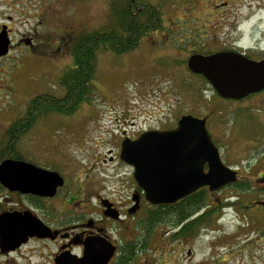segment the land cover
<instances>
[{"label":"flooded vegetation","instance_id":"af4514ba","mask_svg":"<svg viewBox=\"0 0 264 264\" xmlns=\"http://www.w3.org/2000/svg\"><path fill=\"white\" fill-rule=\"evenodd\" d=\"M49 1L0 0V4L8 10L5 14L0 13V32L5 30L10 42L6 55L0 57V164L11 159L56 172L57 170L41 167L21 157H11L9 153V141L13 138L10 136V126L15 122L16 114L21 108L27 114L28 103L35 97L56 98L57 87L62 92L61 97L64 96L66 90L62 79L73 69L66 62L61 63L62 67H57V59L71 58L72 31L70 27L61 26L57 29L55 11L50 6L45 7ZM60 1L68 4L86 0ZM201 1L203 0H102V23L97 32L105 34L118 30L119 16L126 11L133 26L129 33L131 38L136 33L134 24L137 19L162 21L164 10L161 11L156 5L173 2L179 5L185 16L179 20L180 27L182 25L183 32L189 30L191 34L194 27H190L189 23L193 26L196 24V16L192 12L195 10L194 4ZM203 2L213 5L212 14L226 16L222 9L231 5L234 0ZM149 32L151 30L144 35ZM183 32L180 34L182 37L192 40L188 48L184 46L190 53L189 56L204 47L203 44L198 45L199 41L194 35L188 36ZM58 33L65 35L60 37L59 42L56 40ZM181 43L186 42L182 40ZM100 48L108 50L109 45L104 43ZM224 53L260 61L264 58V32H251L245 36L241 34L222 43L215 41L209 55ZM45 56L47 60H42ZM28 60L41 61L38 69L30 76L35 88L18 98L20 93L17 74L21 62ZM210 87L213 90V106L206 119V127L218 149L223 166L235 172L236 181L219 191L202 190L206 196L203 204L189 207V216L181 217L179 222L165 223L170 228L165 234L171 233L168 243L186 246L198 238L197 233L202 230V226H197L199 220L210 215L218 223L222 212L230 210L241 215V227H248L249 224L253 227L257 222L260 224L261 228L254 237L256 242L252 244L257 246L264 237V145L248 149L245 132L248 128L264 130V89L234 100L220 97ZM25 102L27 104L23 105ZM175 127L176 124L170 127H146L135 135L128 134L124 127L119 132L115 157L103 158L101 162L129 169L124 194H121V189L106 194L101 182L89 177L82 180L78 175L68 176L59 171V167L57 173L63 178V185L52 196L10 190L0 182V264H137V257L142 252L146 237L141 234H149L148 229L153 227L150 225L148 228L144 218L151 211L165 207L153 206L145 200L143 191L133 179V169L119 159L120 144L125 138L135 140L143 131H164ZM247 152H251L248 158ZM207 171L206 167L205 172ZM257 183L262 184L256 187ZM25 217L33 221L28 222ZM246 235L247 232L236 240ZM219 240L222 238L219 237ZM223 244L225 247L226 242ZM248 247L247 241L234 246L231 244L229 253L235 257L241 252H247ZM192 251L188 249L184 254L181 253L178 264H186V261L191 260ZM231 258L214 256L212 264H228L231 263ZM261 259L264 264V257Z\"/></svg>","mask_w":264,"mask_h":264},{"label":"rangeland","instance_id":"374dc122","mask_svg":"<svg viewBox=\"0 0 264 264\" xmlns=\"http://www.w3.org/2000/svg\"><path fill=\"white\" fill-rule=\"evenodd\" d=\"M203 1L194 4L195 10L192 12L195 13L196 24L193 26L189 23L190 27H194L191 34L189 30L183 32L182 25H179V20L185 16L177 3L154 4L161 11L164 10L160 26L154 29L157 31L152 30L142 36L134 50L121 55L112 53L110 48H99L95 52L93 93L90 100L81 103L71 115L49 113L37 118L14 144L13 151L10 147L11 154L53 171H58L59 167V171L68 176L78 175L82 180L88 177L97 180L102 183L101 187H104L106 194L120 189L121 194H124L129 169L101 162L103 158L115 157L118 134L124 127L128 134L135 135L146 127H170L183 115L206 120L213 106V90L210 85L201 83L186 68L190 53L184 46L188 48L192 40L180 34L194 35L199 41L198 45L203 44L204 47L193 54L208 56L215 41L222 43L241 34L245 36L251 32H264V0H234L222 9L226 16L212 14L213 5ZM48 6L56 13L57 29L61 26L70 27L72 31L71 58L57 59V67H62L61 63L65 62L69 67L73 66L72 53L78 39L100 29L103 2L86 0L65 4L60 0H50L45 4L46 8ZM7 12V8L0 4V13ZM58 34L57 42L65 36ZM182 40L186 43H181ZM42 60H47L46 56ZM40 62H21L17 74L18 98L35 88L30 76L38 69ZM55 95L61 97L59 87ZM24 116L25 112L21 108L14 118L18 120ZM252 129L248 128L245 132L248 149H256L259 145L262 147L264 130ZM250 154L246 153L247 158ZM261 184L257 183L256 187ZM222 213L218 223L206 215L208 219L200 225L202 230L197 233L198 238L186 246L168 243L171 233L165 234L170 229L167 225L153 226L149 236L143 240V244L147 245L138 255L137 264H178L180 254L188 249L193 251L191 260L186 261V264H212L214 256L226 259L232 257L228 264H263L264 237L257 246L252 245L256 242L254 237L261 228L260 224L257 222L253 227L250 224L241 227L240 214L230 210ZM245 232L248 235L236 240ZM246 241L249 244L247 252H241L235 257L230 255L231 244L234 246ZM223 242H226L225 247Z\"/></svg>","mask_w":264,"mask_h":264},{"label":"water","instance_id":"95a60500","mask_svg":"<svg viewBox=\"0 0 264 264\" xmlns=\"http://www.w3.org/2000/svg\"><path fill=\"white\" fill-rule=\"evenodd\" d=\"M8 46L2 30L0 57L6 55ZM186 66L192 74L203 76L224 99L238 100L264 89V58L251 61L231 53L194 54ZM119 159L133 169L134 181L153 206L175 205L204 189L219 191L236 181L235 172L220 160L206 120L191 115L181 116L173 129L149 130L135 140L123 139ZM0 182L10 190L48 196L63 185L58 173L11 159L0 164Z\"/></svg>","mask_w":264,"mask_h":264},{"label":"trees","instance_id":"16d2710c","mask_svg":"<svg viewBox=\"0 0 264 264\" xmlns=\"http://www.w3.org/2000/svg\"><path fill=\"white\" fill-rule=\"evenodd\" d=\"M119 18L118 30H113L105 34L95 31L88 35H83L78 39L72 53L74 63L73 69L62 79V85L66 90L65 95L56 98L40 96L29 101L27 107L28 113L10 126V136H13V138L9 141V147H11L12 151L14 144L18 142L19 138L30 129L40 116L49 113L71 115L78 109L81 103H86L90 100L91 94L93 93L92 76L94 72L95 52L104 43H108L112 53L121 55L134 50L146 32L149 30L152 31L160 26V21L156 19L151 21L137 19L134 24L136 29L135 36L130 38L129 33L132 31L133 26H131L128 20V13L125 11ZM191 75L195 78H199L204 85L208 84L203 76ZM14 129L16 130L13 131ZM10 156H13L11 151ZM205 199L206 196L204 193L199 192L174 206L165 207L163 209L157 208L151 211V213L144 218V222L147 223L148 228L150 225L155 226L170 222L177 223L180 221L181 217L189 216V207L202 205ZM207 219L208 218L205 217L199 220L197 226L203 225ZM191 226L192 225H190V227ZM150 228L148 229L149 233L151 232ZM145 234H141V236H149L148 233ZM146 244H143L141 248L142 251L145 250Z\"/></svg>","mask_w":264,"mask_h":264}]
</instances>
